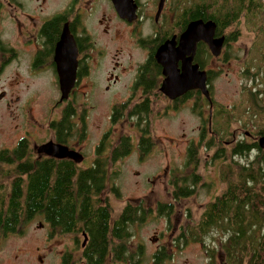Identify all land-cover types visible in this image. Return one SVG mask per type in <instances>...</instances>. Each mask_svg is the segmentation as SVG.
Instances as JSON below:
<instances>
[{"label":"flooded vegetation","instance_id":"af4514ba","mask_svg":"<svg viewBox=\"0 0 264 264\" xmlns=\"http://www.w3.org/2000/svg\"><path fill=\"white\" fill-rule=\"evenodd\" d=\"M213 10L215 0H0V79L14 64L37 80L53 82L59 96L47 123L34 115L31 122L22 107L24 123L13 127L20 124L22 135L14 147L26 139L31 146L28 157L33 160L67 161L77 171L104 169L107 187L92 199H100L99 206L112 210L107 227L112 243L105 264L117 263L113 258L118 238L112 227L118 221L125 223L122 252L127 258L118 261L124 264H143L142 259L157 255L166 259L185 256L192 243L204 247L211 261L212 250L229 236L225 227L201 235L197 231L207 205L228 186L221 174L230 168L231 144L237 142L218 132H229V128L215 125L217 115H222L216 110L222 107L215 97L214 78L231 58L235 60L232 50L240 39L235 34L240 23L220 28ZM210 21L216 24L211 40L200 39L198 33L206 35ZM219 43L220 53L215 55L212 44ZM194 66L205 72L206 92L198 85V71L196 77L191 72ZM3 101L9 109L12 99L6 100L4 89L0 91ZM101 104L107 108V119L95 126L101 129L97 138L89 121L101 113ZM183 110L197 116V125L191 128L196 134L187 137L181 166L168 165L158 174L164 192L156 194L150 188L143 195L123 198L115 180L123 172L122 160L136 154L144 162L160 141L156 133L162 121ZM62 120L66 121L64 131L59 127ZM48 142L67 147L71 157L39 152ZM126 145L129 148L123 150ZM212 166L224 185L220 193L203 174ZM191 177L198 181L191 182ZM203 193L205 201H199ZM120 198L124 203L119 206ZM37 217L43 218L38 227L44 229L47 250L55 239L64 244L49 256L52 264H88L89 255H97L83 223L75 231L74 224L55 225L42 213L16 233L0 234V251L7 237L23 236ZM155 220H164V225L147 236L145 227ZM147 243L154 245L150 251ZM39 253L32 257V264H46L48 257Z\"/></svg>","mask_w":264,"mask_h":264},{"label":"trees","instance_id":"16d2710c","mask_svg":"<svg viewBox=\"0 0 264 264\" xmlns=\"http://www.w3.org/2000/svg\"><path fill=\"white\" fill-rule=\"evenodd\" d=\"M223 2L224 10L217 7H221L218 0H215V11L213 10L214 19L218 21L220 28L238 23L243 13L264 10V2L261 0ZM258 30L260 36L264 30L263 22ZM235 34L240 35V29L235 30ZM262 58L264 62V51ZM248 69L246 73H249ZM253 76H258L257 81L255 78L254 80L259 82L257 87L260 86L258 92L249 94L251 98H256L260 94L264 95V68ZM216 112L226 113L230 122L235 121L237 116L234 113L228 114L225 107ZM59 127L64 131L66 121L62 120ZM263 130V127L260 128L258 134L262 135ZM225 132L232 135L230 139H234V133ZM30 148V143L24 139L13 149L0 151V234L18 232L37 213H42L46 221L55 225L65 222L74 224L75 231L80 230L83 223L91 235L92 252L97 254L89 255L88 264H105L108 260L107 249L112 243L107 228L112 210L109 206H99L102 202L100 199H92L107 187L108 179L104 169L97 166L77 171L72 168L74 164L67 161L33 160L28 157ZM127 148L129 145L124 146L123 150ZM231 149L233 157L230 168L223 170L221 174L228 186L207 205L197 224L198 235L223 230L224 227L229 232L227 239L219 244L220 251L216 246L212 250L210 264H217L219 259L223 264H264V149L260 148L258 142L244 140L232 143ZM254 149L257 150V155L251 157L250 161L241 163L236 160V157H247ZM233 160L237 162L233 163ZM190 181L197 182L198 179L191 177ZM124 224L123 221H118L112 227L113 236L118 238V253L113 258L116 262L127 258L122 252L126 233ZM153 261L155 264H164L166 258L157 255L153 257Z\"/></svg>","mask_w":264,"mask_h":264},{"label":"rangeland","instance_id":"374dc122","mask_svg":"<svg viewBox=\"0 0 264 264\" xmlns=\"http://www.w3.org/2000/svg\"><path fill=\"white\" fill-rule=\"evenodd\" d=\"M55 1L61 2L62 0ZM262 1L264 2V0ZM218 2L221 7H217L224 10L225 8H222L223 0H218ZM9 7L7 6V9ZM261 22L264 23V10L241 15L238 20V23H240V39L235 43L236 47L232 50V53L236 54L235 60L231 58V63L223 66V70L219 71V74L215 75L214 78L216 100L221 104V107L227 108L228 114H237L233 122L228 120L226 113L221 116L217 115L215 125L229 128V133H234V138L237 141L258 142L261 136L258 134L259 130L262 127L264 128V95L260 94L256 98H251L249 94L253 91L258 92L260 86L257 87L259 82L256 83L258 76H253V74L264 68L262 60L264 30L258 36ZM215 68H218V65ZM247 69L249 73H246ZM3 89L6 90V100L10 101L12 99V105L8 109L5 108L6 101H3V104L0 102V121L3 122L0 125V151L12 149L19 136L22 135L20 124L18 128L13 127L18 122L24 123L22 111L24 105V112L27 113L31 122L34 115L40 122L47 123L50 109L59 100L57 88L53 82L45 79L37 80L26 73L25 68H19L14 64L7 67L5 75L0 79V91ZM100 108L102 109L101 113L95 115L89 121V126H92L93 130L92 135L95 137L100 135L101 132V129L95 126L107 119L105 117L107 108L103 104L100 105ZM183 111L180 114H171L162 121L164 124L160 125V130L156 133L160 141L147 155L144 162H139L136 154H131L122 160L123 172L115 180L122 187L123 198L143 195L146 191H150V188L154 189L156 194L164 192L163 188H159L162 185L158 174L168 165L176 166V168L181 166L187 137L193 133L196 134L191 128L197 125V116L191 114L190 110ZM17 115L20 117L19 120ZM102 125L105 126V124ZM16 129L18 130L15 131ZM184 132L187 134L186 137L183 136ZM221 132L227 139L232 136L226 134L225 129ZM92 135L90 134V139H94ZM256 155L257 150L254 149L247 157L245 155V157H238L236 160L246 163ZM203 174L209 182H214L213 188L220 189L218 191L220 193L224 185L214 167L205 169ZM206 195L203 193L199 201H205ZM123 198L117 200L119 206L124 203ZM42 219V217H37L30 222L27 226V233L23 236L7 237L8 239L4 242L0 251V264H32V257L36 256L37 251L41 252L39 254L48 257L46 264H52L53 259L49 256L62 249L64 244L60 243L61 240L55 239L53 245L47 250L46 241L43 237L44 229L38 227V221ZM149 223L145 227L147 236H150L157 228H162L164 220H155ZM147 245L149 251L154 246L149 243ZM38 246H40L39 250H37ZM54 259L56 261L57 257L55 256ZM152 259L148 257L142 259V262L143 264H154ZM209 261L205 248L192 243L187 247L185 256L166 259L164 264H208ZM116 264L124 263L117 262ZM221 264H223L222 260Z\"/></svg>","mask_w":264,"mask_h":264},{"label":"water","instance_id":"95a60500","mask_svg":"<svg viewBox=\"0 0 264 264\" xmlns=\"http://www.w3.org/2000/svg\"><path fill=\"white\" fill-rule=\"evenodd\" d=\"M197 24L198 23H195L191 27L193 28ZM207 26L209 27V31H208V33L206 35L203 32H199L198 33L200 39H202V38H206L207 39L208 38V40L209 39L211 40V36L213 34V31H215V29H216V24H215L214 21H210ZM191 27H190V29H191ZM195 41H197V39H195ZM212 46H213V51H214L215 55H219L220 49H221V43L216 44V45L212 44ZM196 71H198L197 67L194 66V68L191 70V72H192L193 76H195V77H196ZM198 74H199L198 80L201 81V83H199L198 85H199V87H201L203 89L204 92H206L205 85H203L204 81H205V72L198 71ZM171 77L173 78V76H171ZM63 98H65V94H63L61 100H63ZM258 140H259L258 143H259L260 148L264 149V130H263V133L259 137ZM39 152H41V153L43 152V153H45L47 155L55 156V157H58V158H64V157H67V156L71 157V152L68 150L67 147H65V146H63L61 144H56V143H52V142H48V143H45V144L41 145L39 147Z\"/></svg>","mask_w":264,"mask_h":264}]
</instances>
